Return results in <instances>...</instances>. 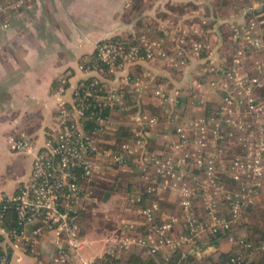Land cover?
Masks as SVG:
<instances>
[{
    "label": "built area",
    "instance_id": "1",
    "mask_svg": "<svg viewBox=\"0 0 264 264\" xmlns=\"http://www.w3.org/2000/svg\"><path fill=\"white\" fill-rule=\"evenodd\" d=\"M259 2L250 0V16L245 13L242 20L231 18L227 24L236 31L235 56L232 62L210 61L213 76L207 81L197 80L198 88H209L210 92L193 89L197 94L192 104L194 114H176L174 130H162L168 136L166 148H148L146 137L155 132L158 118L143 112L132 118L136 137L119 142L120 150L105 145V133L115 120L113 111L124 109L126 102L124 86L113 82L109 75L127 68V80L139 85L138 64L157 56H171L173 50L166 47L164 40L145 35L136 44L114 37L99 41L90 62L79 63L85 76L74 86L71 100L58 109L57 133L37 151L29 179L6 198L4 209L14 206L16 224L5 226V212H0V243L16 241L39 255L43 239L53 235L49 260L54 264H110V256L134 246L147 255L163 249L179 250L176 259L169 260L168 255L163 264H183L188 250L198 246L203 236L231 233L243 222L247 208L258 203L264 188V96L260 94L264 88V12L258 8ZM27 3L28 0H1L0 12L21 9ZM208 23L202 16L201 29H191L192 35L209 34ZM181 35L175 40L179 54L172 57L174 67L188 61V43L196 57L210 47L208 40L190 42L185 34ZM209 51L212 54L213 49ZM131 74L138 76L132 79ZM61 80L64 85L59 92L64 93L68 77ZM155 95L171 105L169 112L175 110L176 99L167 86L159 84ZM208 101L212 102L211 110L207 108ZM86 118L92 121L91 128L86 127ZM30 145L27 137L12 139L17 150ZM108 165L133 174L139 172L147 189L160 193L162 198L164 191L177 194L180 212L163 210L157 200L134 206L132 203L141 196L127 194L129 204L150 224V230L146 234L139 232L138 219L124 220L120 236L104 253L86 258L81 251L85 244L81 220L92 197L86 193L85 185ZM157 215L161 222L153 224ZM180 222L183 229L175 234ZM236 241L245 249H264V245H255L245 236ZM243 252L222 264H235L245 256ZM6 259L7 251L3 250L0 261Z\"/></svg>",
    "mask_w": 264,
    "mask_h": 264
},
{
    "label": "crops",
    "instance_id": "2",
    "mask_svg": "<svg viewBox=\"0 0 264 264\" xmlns=\"http://www.w3.org/2000/svg\"><path fill=\"white\" fill-rule=\"evenodd\" d=\"M132 1L28 0L21 9L0 12V170L8 162L26 168L25 173L19 174L18 179L10 185L3 183L0 178V201L29 179L37 151L43 149L46 140L53 137L59 129L57 114L60 105L71 100L74 86L85 76L79 63L93 55L99 41L116 36L127 38L141 35L142 31L153 32L157 28L171 31L172 27L187 24L184 18H179V22L173 20L172 15L185 16L188 5L196 7L194 11L191 10L195 14L200 13L201 7L205 6L214 20L219 17L214 12L221 9L218 1L197 2L196 5L192 0H155L146 11H142L140 6H132ZM259 1L258 8L264 12V0ZM234 7L239 10L243 4H233L231 10ZM141 19L143 24H139ZM210 23L216 22L210 19ZM209 34L213 38L215 35L218 40L219 32ZM158 63L148 61L137 66L136 71L142 80L139 85L127 80V70H122L113 80L127 87L132 92V97L142 101V105L145 94L157 81L165 84L175 99L179 94L186 95L190 88L195 89L196 74L189 69L191 66L175 69L169 64L165 66ZM63 76L68 77L65 83L67 89L60 93L59 90L64 85L61 80ZM182 106L192 108L191 103L184 102ZM113 117L117 118L114 122L119 121L120 113L113 111ZM21 137L30 139L29 148H13L12 139ZM105 139L107 140L106 136ZM105 170L102 168L99 171L107 172ZM168 197L171 198L170 195ZM172 204L173 209H165L164 206V210L173 211L177 204ZM263 230L264 188L258 203L246 213L243 223L236 231L228 233L227 237H220L215 244L205 240L212 235L203 236L201 244L190 249L198 260H205L210 264L219 260L221 251L235 250L236 238H258L262 236ZM119 236L117 228L108 236L110 241L106 248ZM52 245L53 235H49L43 239L42 253L35 255L16 241H3L0 249L7 251V259L0 261V264H42L45 259H50ZM136 248L140 247L120 251L117 256L124 259ZM104 251L95 256H100ZM162 251L170 253L167 249ZM245 258L264 264V254L261 252L246 251Z\"/></svg>",
    "mask_w": 264,
    "mask_h": 264
},
{
    "label": "rangeland",
    "instance_id": "3",
    "mask_svg": "<svg viewBox=\"0 0 264 264\" xmlns=\"http://www.w3.org/2000/svg\"><path fill=\"white\" fill-rule=\"evenodd\" d=\"M154 1L155 0H133L132 6L134 7L140 6V9L142 11H146L148 9V6L151 5ZM211 1H214V2L218 1L217 4L221 8L219 9L218 12H214V13H217L219 16L217 17L216 20H214L215 18L211 17V14H209V12L205 10V6L201 7L200 11L201 10L202 11L200 13H197L198 14L197 15L191 11V10L194 11L196 7L195 8H193V6L188 7L189 6L188 5L185 9V12H186L184 14L185 16L180 17L178 15L177 16L172 15L173 20H178L179 22V20H181L179 18H184L186 20L185 23L187 24L177 25L174 28L172 27L171 31H168V32L165 31L164 29L166 33L165 36L161 35V32H162L161 28L160 30H158L157 28V31H153V32L149 30L142 31V34H141V36L145 35L146 37H149V38L162 39L165 41L166 47L173 50L171 52V56H157L155 58L144 61V62L155 61V63L159 62L158 64H164L165 66L168 64L172 66L171 64L172 57L176 58V56H178L179 54L177 51L178 46L177 47L175 46V40H178L182 36L181 34H185V39L190 40V42H193L195 39H204L203 41L208 40L206 42H208L210 46L209 50L213 49L212 54L210 53L211 51L208 50V52H206L205 50V53H206L205 56L199 55V57L198 56L196 57L193 53L190 52L191 51L190 44H188L186 46L188 50V56H189L188 61L184 62L182 65L177 67L178 69H183V68H186L187 66L188 67L191 66V68L189 69L192 71L193 74H196L195 80H194V86L201 93L202 91L208 93L211 90L209 88H205V90H202L203 88L201 87L198 88V84H197L198 82L197 80L200 78L199 77L200 75H203L202 78L205 79V81H207L209 78L213 76V74L209 71L210 61L211 60L231 61V57L233 58L235 56L234 55L235 46L231 45V39L233 37L229 38L227 36L225 38L223 36V34L227 35L231 33V27H229L227 24L230 22L231 18H234V19L239 18V20H242L244 18V14L249 11L248 5L245 0H222V1L221 0H192L191 2L197 5L198 3L200 4V3H206V2H211ZM233 4H236V5L243 4V7L239 10H237L234 7L231 10V5ZM246 15H249V13H247ZM202 16H204L205 18L209 20L208 24H210L209 30L211 32H219L218 40L215 39V35H214V38L210 37V34L192 35V32L190 31L191 29L193 28H199V30L201 29L200 28L201 24L199 21L202 18ZM210 19L216 22L215 24L212 23L214 26L210 23ZM193 21H195L196 23L195 22L193 23ZM219 26L221 29L219 28ZM224 39H226L227 42ZM256 56L262 57L260 55H256ZM124 70H128V69L125 68ZM120 73L121 71L118 72L117 75ZM176 76L180 77L178 74ZM114 77H112V79H114ZM112 81L115 82L114 80ZM158 85H159V81L154 82L151 85V88H149L147 94H145L144 103H143V110H144L143 113H147L146 111L149 106H153L161 102L160 98L155 95V88ZM162 85L165 86V84L163 83ZM206 85H208V83H206ZM171 99L173 100L174 98L172 97ZM134 112L135 111H131L129 112L127 116L122 117V118L120 115L121 120L119 119V121H115L114 124H112V126L108 130L110 131L114 130V128H116L121 123L123 124L132 123L133 122L132 118H133V115L135 114ZM136 114H138V112ZM115 119L117 118L115 117ZM154 131L155 132L150 133V136H151L150 138L157 139L158 141L156 143L150 142L148 144L149 146L148 148L149 149L166 148L165 146H166V142H168V139H167L168 136L163 135L162 130H160L159 128H156ZM107 134H110V133H108L107 131ZM162 137L166 139L161 140ZM5 166L6 167L0 170V178L2 179L3 183L7 185L14 183V181L18 179L19 174H24L26 171L25 167L23 166L19 167L13 162H8ZM103 168L106 169L105 171L107 172L102 171L100 173V171H98L97 174L94 175L91 183L85 188L86 193L92 197L91 200L88 202V204H86L85 206L86 208H84L82 212V220L85 225V233H83L85 244H84V248L81 251H82V254L86 258H90L91 256H95L98 253L103 252L104 249L106 248L107 243H109L110 241V238L108 236H110L115 230H117V228L120 227V224L124 220L126 221L128 219H138L137 220L138 223L143 222V220L140 218V216H138L134 208L130 204H128L127 202L128 193L127 191H125V184L127 180L129 179L135 180V179L141 178L140 173L134 172L133 174V173L128 172L127 170L126 171L123 169L119 170V169H116L113 165H108L106 168L105 167ZM116 177L118 179H116ZM115 179L118 182L117 181L115 182ZM164 196H165V200L167 203H170V204L176 203L178 205L177 194L171 193L170 194L171 198H169L168 193L164 191ZM166 207L167 206H165V209ZM197 209L198 211H200L199 206L197 207ZM173 211L180 212V209L179 207H177V208H174ZM182 229H183V226L180 222L178 225H176L174 229V233L177 234Z\"/></svg>",
    "mask_w": 264,
    "mask_h": 264
},
{
    "label": "trees",
    "instance_id": "4",
    "mask_svg": "<svg viewBox=\"0 0 264 264\" xmlns=\"http://www.w3.org/2000/svg\"><path fill=\"white\" fill-rule=\"evenodd\" d=\"M222 1V0H221ZM247 2V5H249L248 3L250 2L249 0H245ZM246 5V3H245ZM264 7V4H263ZM139 24H143L142 20L139 21ZM222 25V24H221ZM224 26V25H223ZM224 33V32H223ZM236 31L232 28L231 26V33L224 35L223 36L226 38L227 36L229 38L233 37L231 39V45L236 46V41H237V37H235ZM162 36H165L166 33L165 31L161 32ZM141 37V35H131L127 38H123V37H114V39H123V40H127V41H131L132 43L136 44L139 42V38ZM226 42L227 40L224 39ZM189 44V43H188ZM187 44V45H188ZM200 55H206L205 53V49L203 50V52ZM93 56V55H92ZM92 56L84 61H89L91 60ZM229 60V59H228ZM231 62H232V57H231ZM139 66V64H138ZM177 67H175L176 69ZM111 78L114 77L113 74L109 75ZM136 76L138 75H134L131 74L130 77L136 78ZM201 78V80H203V75L199 76ZM191 90L188 91V93L186 95H178L176 98V104H175V110L169 112L167 110V108H171V105L169 103H162L159 102L158 104H155L153 106H149L147 109V113L151 114V115H155L158 118V123H157V128L159 127L160 130H164L167 129V127H172V129L174 130V126L176 125L178 119H174L176 114H179L180 116L183 115H191L194 114L192 113V108H187L186 106H182V104L185 102L187 103H191L194 104L196 102L197 99V94L196 91H194L192 88H190ZM123 90L125 92V96H126V102H125V108L124 109H120V115L121 117H125L129 114V112L131 111H135L134 113H139V112H143V105H142V101L140 102V100L138 101L137 99H134L132 97V92L129 91L127 89V87H123ZM260 94L264 96V88L261 89ZM211 106H212V102L208 101V105L207 108L208 110H211ZM110 110H108L106 113H109ZM84 123L86 125L87 128H91L93 126L92 121L89 118L84 119ZM107 132L105 133V136L107 138L105 145L112 147L114 149L120 150V148L118 147V143L124 140H127L129 138H133L136 137L135 135V131L133 130V122L132 123H126V124H119L116 128H114V130H107ZM108 135V137H107ZM147 144H149L150 142H154L156 143L158 140L154 139V138H150V137H146ZM160 143V142H159ZM116 169H118V166H116ZM138 166H134V168H137ZM120 172V171H119ZM121 173V172H120ZM94 177V176H93ZM92 177V179H93ZM92 179L87 182V184L85 186H88ZM116 179H118L116 177ZM115 179V182L117 181ZM118 182V181H117ZM125 191H127L128 194L130 193H136L139 194L141 196V199L138 201H135L132 203V205L134 206H145L149 203H151L154 200L159 201L162 209L164 210V206H167L170 209H173L172 207L173 204L167 203L166 200H164V198L161 197L160 193L155 192V191H149L147 189V185L145 183V180L143 178H139V179H129L127 180L126 184H125ZM128 202V200H127ZM6 203V198H4L3 200L0 201V212H5V219L3 224L5 226H12L16 224V212H15V208L14 206H8V208L4 209V204ZM129 204V202H128ZM256 206V204L251 205L247 208L246 213L248 211H250L251 209H253ZM178 205H175V208H177ZM83 212V211H82ZM142 219V218H141ZM142 221V220H141ZM161 222V217L160 215H157L156 218L153 221V224H158ZM138 223V221H137ZM243 222H241L240 224H242ZM239 224V225H240ZM238 225V226H239ZM234 227L231 232H234L237 230V227ZM147 228H150V224L148 222H142V223H138L137 224V230L141 231L142 233L146 234L148 232ZM85 231V225L83 220H81V233H83ZM229 232H220L217 234H212V236L206 238L205 240L208 243H217V240L220 237H227ZM247 238V240H251L252 242H254L255 245L261 244L264 245V230L262 231V236L258 237V238H253V237H248L245 236ZM1 239V238H0ZM201 243H199L198 245H200ZM240 251H244V255L246 251H256V252H261L264 254V249L261 250H251V249H245L243 248V246H241L240 244H237V248L235 250H227V251H221L220 255H219V260L218 261H212L210 264H222L223 262H225L226 260H228L231 256H235V255H239L238 253ZM0 252H2V250L0 249ZM170 256L169 260H173L176 259L179 256V250L176 251H170L169 254L163 253L162 250L158 251L156 254L154 255H147L144 253V250L142 248H136L134 250H132L124 259L122 256H110L109 257V262L110 264H163L165 262H167L166 257ZM42 264H54L52 261L45 259L43 261ZM183 264H207V262L204 260H198L196 258V256L194 255V252L191 251V249L188 250L187 252V257L184 260ZM235 264H258L255 261H248L245 256L239 260L238 262H236Z\"/></svg>",
    "mask_w": 264,
    "mask_h": 264
}]
</instances>
